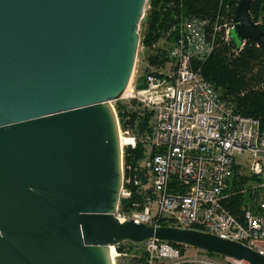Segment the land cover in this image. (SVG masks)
<instances>
[{"label": "water", "instance_id": "95a60500", "mask_svg": "<svg viewBox=\"0 0 264 264\" xmlns=\"http://www.w3.org/2000/svg\"><path fill=\"white\" fill-rule=\"evenodd\" d=\"M238 0L229 36L263 31ZM147 0H0V264H114L148 240L247 264L264 254L173 225L119 220L122 151L111 102L128 85Z\"/></svg>", "mask_w": 264, "mask_h": 264}, {"label": "built area", "instance_id": "2783aa9c", "mask_svg": "<svg viewBox=\"0 0 264 264\" xmlns=\"http://www.w3.org/2000/svg\"><path fill=\"white\" fill-rule=\"evenodd\" d=\"M203 26L194 18L185 21L169 49V61L162 67L149 65L142 86L129 84L120 97L140 101L148 119L138 131L122 128L117 117L122 178L114 215L195 228L264 254V128L235 113L191 68V60H203L213 46ZM232 27L233 19L224 23L226 41ZM138 145L140 157L125 164L124 150ZM237 195L243 196L241 219L223 205ZM130 199L131 206L120 210L121 200ZM133 247L143 249L145 264H225L204 250L167 242L148 240ZM110 254L115 264L123 252L111 246Z\"/></svg>", "mask_w": 264, "mask_h": 264}, {"label": "trees", "instance_id": "16d2710c", "mask_svg": "<svg viewBox=\"0 0 264 264\" xmlns=\"http://www.w3.org/2000/svg\"><path fill=\"white\" fill-rule=\"evenodd\" d=\"M238 0H147L142 25L144 35L141 42L151 50L146 60L148 65L162 67L169 61V48L154 47L161 39L173 44L178 29L189 19L204 22L205 38L213 42L209 54L203 59L193 58L191 68L210 83L219 97L230 104L233 111L243 117L255 119L264 128V0H251L248 12L251 19L263 31L259 42L245 40L236 48L230 38L224 39V23H231ZM215 27L219 29L215 30ZM140 86V85H139ZM122 128H137L143 131L148 116L137 117L132 113L117 110ZM141 155V147L124 150V163H135ZM242 182V181H241ZM242 195L223 201L224 207L235 217L241 219ZM133 202L121 200L120 210L128 209ZM164 224V223H162ZM130 246H135L126 242ZM122 243L115 246L121 250ZM183 249V245L172 244ZM212 254V253H211ZM214 255V254H213Z\"/></svg>", "mask_w": 264, "mask_h": 264}, {"label": "rangeland", "instance_id": "374dc122", "mask_svg": "<svg viewBox=\"0 0 264 264\" xmlns=\"http://www.w3.org/2000/svg\"><path fill=\"white\" fill-rule=\"evenodd\" d=\"M147 7L148 6L145 7V10L147 9ZM143 17L138 27L139 42H138L137 54H136L133 72L129 81V84L134 85L136 87H141L143 84V75L149 67L146 58L151 52V50L147 49L141 42L142 37L144 35V27L142 25ZM154 47L170 49L171 45L166 39H161L156 43ZM111 106L113 107L117 117H118L117 110L122 113H132L137 117H143L142 115L146 116L148 114L145 113L146 109L143 107L140 101L136 99L119 98L115 101H112ZM120 248H121L120 251H122L123 254L115 259L114 261L115 264H145V256L143 249L141 247L135 248L130 246L126 242H123ZM216 257L218 260H220L225 264H236L231 259H227L225 257L218 255H216Z\"/></svg>", "mask_w": 264, "mask_h": 264}, {"label": "bare ground", "instance_id": "6f19581e", "mask_svg": "<svg viewBox=\"0 0 264 264\" xmlns=\"http://www.w3.org/2000/svg\"><path fill=\"white\" fill-rule=\"evenodd\" d=\"M128 89H129V83H128V85L126 86V91H128ZM125 93H126V92H124V95H125Z\"/></svg>", "mask_w": 264, "mask_h": 264}, {"label": "crops", "instance_id": "0c3cea01", "mask_svg": "<svg viewBox=\"0 0 264 264\" xmlns=\"http://www.w3.org/2000/svg\"><path fill=\"white\" fill-rule=\"evenodd\" d=\"M189 252L191 251V249L188 250Z\"/></svg>", "mask_w": 264, "mask_h": 264}]
</instances>
